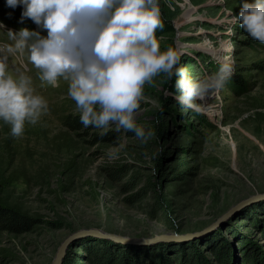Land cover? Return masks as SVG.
I'll use <instances>...</instances> for the list:
<instances>
[{"label": "rangeland", "instance_id": "374dc122", "mask_svg": "<svg viewBox=\"0 0 264 264\" xmlns=\"http://www.w3.org/2000/svg\"><path fill=\"white\" fill-rule=\"evenodd\" d=\"M159 3L161 51L179 50V63L193 79L224 62L232 74L218 92L196 101L199 111L174 98L175 76L160 73L146 82L134 112L135 122L151 132L144 141L113 123L85 127L67 81L42 82L26 50H0L9 71L31 76L48 101V111L35 124L26 122L21 136L0 120V203L34 219L27 232L0 233V264H52L63 240L80 228L122 237L78 238L60 264H93L92 256L101 257L94 253L106 249L122 264H150L152 249L177 261L183 252L197 264H219L214 242L231 246L232 264H251L258 255V263L264 261V198L198 236L153 240L199 230L237 200L264 190V43L234 19L240 0ZM22 8L0 0V22L13 31L39 30L30 18L21 20ZM6 32L0 30V45L14 43ZM233 77L241 78L238 87ZM72 117L79 128L66 124ZM113 132L118 138H105Z\"/></svg>", "mask_w": 264, "mask_h": 264}, {"label": "clouds", "instance_id": "9594fccd", "mask_svg": "<svg viewBox=\"0 0 264 264\" xmlns=\"http://www.w3.org/2000/svg\"><path fill=\"white\" fill-rule=\"evenodd\" d=\"M5 2L12 8L22 5L21 20L30 18L39 30L8 29L14 43L0 45V50H26L42 82L56 87L60 78L67 81V94L85 127L106 129L113 123L117 131L130 130L144 141L151 132L135 122L134 112L146 82L160 73L169 80L175 76L179 95L174 98L185 109L199 111L196 101L218 92L232 74L231 64L224 62L203 79H193L179 63V50L169 46L161 51L155 34L163 27L159 0ZM234 19L251 38L264 43V0H240ZM47 111L48 101L33 87L32 77L14 76L7 56L0 57V120L10 125L11 134L21 136L26 122L35 124Z\"/></svg>", "mask_w": 264, "mask_h": 264}, {"label": "trees", "instance_id": "16d2710c", "mask_svg": "<svg viewBox=\"0 0 264 264\" xmlns=\"http://www.w3.org/2000/svg\"><path fill=\"white\" fill-rule=\"evenodd\" d=\"M231 80H230L231 83H233L237 87L239 86V82H242L240 81L241 78L239 79L236 77L235 78L233 77V79ZM230 85L232 86V84ZM66 124L71 126L72 128L80 127L78 117L68 118V120H66ZM108 137L118 138L116 137L114 132L112 133L111 136H105V138ZM33 223H34V219L28 214L0 203V233L6 231L9 233L21 234L29 231L32 228ZM220 243L221 242L218 243L214 242L215 248L214 251H212L213 253H215V259L217 263L232 264V259L234 255L231 246L230 247L228 246L229 249L224 250L225 247L223 246V244ZM94 254L100 255L101 257H99V260H95L96 257L92 256L91 261L93 264H122L121 260H117L113 258L114 253H111L110 250L107 249L105 251L101 250V252L96 251ZM149 257L151 261L150 264H197L196 259L194 258L193 255L188 256L186 253L183 252L179 253L178 261L174 259V257L171 258L166 256L165 257L160 256V254L157 252L156 249H152L149 252ZM258 257H257V261L251 264H264V261L262 260L261 263H258Z\"/></svg>", "mask_w": 264, "mask_h": 264}, {"label": "water", "instance_id": "95a60500", "mask_svg": "<svg viewBox=\"0 0 264 264\" xmlns=\"http://www.w3.org/2000/svg\"><path fill=\"white\" fill-rule=\"evenodd\" d=\"M262 198H264V190L253 192V193L237 200L230 207H228L220 216H218L216 220L205 225L203 228H201L199 230H195V231L187 232V233H182L181 235L177 234V233L171 234V235H160L158 237L157 236L154 237L153 240L177 239L180 236L187 237V238L198 236L202 233L208 232V231L216 228L217 226H219L221 223L228 220L233 214H235L237 211H239L240 209H242L246 205H248L252 202L258 201ZM97 234L107 235L109 237L118 238V239H120L122 237L119 234H115V233H105L104 231L97 229V228H80V229H77V230L73 231L67 238H65L63 240V242L61 243V245L57 251V255H56L54 261L52 262V264H60L61 263L62 257L65 254L67 247L73 241H75L76 239L81 238L83 236H86V235H97Z\"/></svg>", "mask_w": 264, "mask_h": 264}]
</instances>
